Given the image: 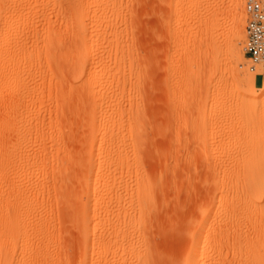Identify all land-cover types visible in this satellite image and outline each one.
<instances>
[{"label":"rangeland","instance_id":"rangeland-1","mask_svg":"<svg viewBox=\"0 0 264 264\" xmlns=\"http://www.w3.org/2000/svg\"><path fill=\"white\" fill-rule=\"evenodd\" d=\"M245 18L242 0H0V192L38 224L36 264H184L200 237L195 261L244 264L234 216L249 240L262 215L234 178L264 158Z\"/></svg>","mask_w":264,"mask_h":264},{"label":"bare ground","instance_id":"bare-ground-1","mask_svg":"<svg viewBox=\"0 0 264 264\" xmlns=\"http://www.w3.org/2000/svg\"><path fill=\"white\" fill-rule=\"evenodd\" d=\"M235 3H236V0H235ZM240 31H241V26L239 23L236 25L237 34H240ZM238 50H239V47L237 45L233 46V48H232V54L233 55L232 56H234V57L236 56V58H237ZM100 66L101 67L99 69H95L92 72H90V71L86 72V76L84 77V80H83L84 82H88V83L91 82L92 83V89H91L92 93L94 92V90L97 86L99 87V84L102 81V79L100 78L101 77L100 71H101L102 67L104 68V66H103V64H101ZM255 68H253L252 70H255ZM261 70L262 69L257 68L255 71V74L253 76L249 77V79L247 77L249 82H251L252 84H254L256 81L264 82V76H262L263 73ZM76 72L78 75L84 76L85 69L83 68V64H79V66H77ZM105 124H106L105 119H104L103 115H101V117L99 118V126L96 129L97 133L99 132V130H101V129H99L100 126L104 127ZM114 124L115 123L112 124L113 128H114ZM116 129H118V128H116ZM252 145H254V144L252 143ZM252 149L254 150V148H252ZM254 153H255V151L250 152V151L245 150V152L242 154L243 156L241 158V161L239 162L240 164L238 165L237 173L235 174L237 177L234 178V180L236 178H237V180H241V182H240L241 183L240 184L241 190L240 191H242L245 194V197L243 199L244 200L243 204H245L246 207H248V205H249V207L252 206L253 208L252 207L251 208L256 210V212H258V215H260V214L262 215V217L260 219H258L257 221L246 222L245 226L247 227V230H249V232L251 233L250 234L251 238L249 240H246V237L241 233L240 228H239L240 223L242 221V218H245V214L242 215L243 213H245V211L241 212L242 214L239 213L238 216L235 215L237 217L234 216V218H236V219H234V226L235 227L233 226L234 227L233 228V234H230V235H232V239L231 238L230 239L233 241V244H234L233 246L235 248V251L238 254H240L242 257V258L241 257L240 258L242 260H244L243 261L244 264H264V205L260 206L257 204L258 201L264 200V158H259V157H257V155H253ZM1 159L2 158H0V173L4 172L5 169L7 171V168L9 166H11V164H12V159H10V158H8V159L6 158L3 161H1ZM3 163H5V165ZM6 166H8V167L4 169V167H6ZM0 176H2V174H0ZM3 176H5V175H3ZM231 176H232V174H231ZM0 178H4V177H0ZM235 184H236V182H235ZM4 185H5V183H4ZM8 185H9V183H8ZM234 187L237 188V186H234ZM10 188L11 187H9V189ZM5 189H3V190H5ZM0 191H2V190H0ZM5 191H7V190H5ZM5 191H3V194L6 193ZM3 194L0 192V264H36V261H38L39 257L42 255V253H41L42 250H39L40 248L36 249L37 247L35 248V246H32V244L30 243V239L32 237V234L37 230L38 224L36 222L33 223V221L30 222L29 220L21 219L20 213L22 214L24 206L20 205L21 202L19 203V201H17V197H16V201H14V200L11 201V199H13V198H11L9 200L6 197L5 198L8 200L3 201L2 199H3V196L5 195V194L4 195ZM241 195H243V194H241ZM245 198H246V201H245ZM25 200L27 201V198H26V196L23 195L22 196V202L25 203L24 202ZM218 202H217V205L215 206L216 209H218V207L224 203V202L222 203V200H220L221 204L218 205ZM210 209H211V207L207 208L206 213H208ZM247 209H245V210H247ZM249 212H250V209H249ZM95 223H98V222H95ZM93 224H94L93 222L91 224H89V222H88L87 225L84 226L85 227L84 229H86L85 232L86 231L90 232L93 230V228L96 229L99 226V224H97V226L93 225ZM202 227L203 226L200 225V228H202ZM92 232H94V231H92ZM221 236H223V235H221ZM226 236L228 237L229 235H226ZM89 238L91 239V237H89ZM221 238L219 237L220 241L222 240ZM225 238H223V240ZM90 239H88L89 240L88 243L90 242ZM217 239L218 238H216V240ZM231 240H230V242H231ZM215 241H214V244L211 243V244H213L211 248L214 251L219 250L222 247L220 245V248H219L218 243L217 242L215 243ZM220 241H218V242L223 245V243ZM208 242L209 241H206L205 239H201V237L197 241H193L191 246H190V249L188 251V254L186 256V260H185L184 264H202V263H204V260H205L204 257L205 256H202V255H200L198 261H195V258H198V255H199V251L196 250V248L198 245L199 246L200 245L201 246H207L209 244ZM223 242H225V241H223ZM210 246L211 245L209 244L208 248ZM217 248H219V249H217ZM214 251H213V253H214ZM218 252L219 251H217V254L215 253L216 257L218 256V254L221 253V252H219V253ZM218 257H220V256H218ZM218 257H217V259H218ZM90 264H92V263L90 262ZM141 264H143V263L141 262ZM238 264H239V262H238ZM240 264H243V263L240 262Z\"/></svg>","mask_w":264,"mask_h":264},{"label":"built area","instance_id":"built-area-1","mask_svg":"<svg viewBox=\"0 0 264 264\" xmlns=\"http://www.w3.org/2000/svg\"><path fill=\"white\" fill-rule=\"evenodd\" d=\"M245 13L243 53L255 65H264V0H242Z\"/></svg>","mask_w":264,"mask_h":264}]
</instances>
